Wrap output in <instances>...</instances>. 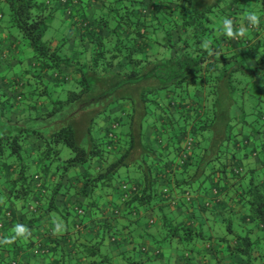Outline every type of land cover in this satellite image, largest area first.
I'll list each match as a JSON object with an SVG mask.
<instances>
[{
	"label": "trees",
	"instance_id": "1",
	"mask_svg": "<svg viewBox=\"0 0 264 264\" xmlns=\"http://www.w3.org/2000/svg\"><path fill=\"white\" fill-rule=\"evenodd\" d=\"M77 2L73 9L68 0H0V28L14 38L13 58H22L0 74V232L20 223L29 232L41 213L58 211L56 198L75 175L82 186L74 233L80 237L89 210L84 230L95 243L62 237L50 248L33 246L26 233L27 241L16 237L19 249L28 242L36 256H58L54 264H70V252L109 264L105 241L121 245L126 235L97 218L98 192L107 195L121 170L135 169L139 182L126 195L124 216L173 200L161 197L166 173L182 194L210 186L218 198L232 188L240 218L224 207L211 222L216 240L241 264H264V182L241 164L250 157L264 168V37L252 36L264 31V0H100L94 16L85 10L98 0ZM249 13L260 17L254 28ZM240 22L243 34L235 31ZM10 58L0 57V68ZM162 211L163 241L210 240ZM9 251L0 245V264H18Z\"/></svg>",
	"mask_w": 264,
	"mask_h": 264
},
{
	"label": "crops",
	"instance_id": "2",
	"mask_svg": "<svg viewBox=\"0 0 264 264\" xmlns=\"http://www.w3.org/2000/svg\"><path fill=\"white\" fill-rule=\"evenodd\" d=\"M46 1L53 2L55 0ZM68 1L72 4L73 9L78 7V0ZM98 1V3L93 2L87 6L85 12L88 16H94L97 13L101 12L102 5H100V0ZM103 1L112 2V0ZM236 25L237 26L235 27V31L237 33H241L243 30L245 31L244 22H240ZM256 33L259 34L260 38L264 37V31L256 30L254 33H252V36H254ZM260 38L258 40H260ZM258 40L256 36V38H254L253 40V45L256 44ZM0 42V57L7 59L8 56H11L10 60H15L8 61V65L14 66L16 64V59L21 57L16 58L15 56V58H13L14 54L16 55V50H14L16 49V45H14V38L9 37L5 28H0ZM238 47L241 48L242 46L238 45ZM245 50L248 51L246 48L244 49V51ZM258 53L259 55L261 54L260 51ZM249 60L248 65L251 67L255 66L254 60L250 57ZM8 67L0 68V74L3 75V72H5ZM12 114H16V110L13 111ZM148 134L150 135V132H148ZM260 161L261 159H258L256 161L248 157L242 159L241 164L244 166V169L248 170L249 172L253 171L255 173H258L259 171V182L262 183L264 182L261 181L262 179H264V168L261 166ZM165 175L163 176V178H160L161 186L159 188L162 192V198H165L167 196L173 199L170 201V203H168L169 205L166 204V206L163 202H155L156 204L151 208H147V206H141L140 212H138L139 215H129V218L127 216H124V213L126 211L124 200L126 198V195L129 194L128 191L138 186L139 175L135 169L121 170L116 181L114 182L113 189L109 191L107 195L102 194L103 191L98 192L100 194V199H98V208L100 209V212L97 215V218L106 220L113 229L117 230L118 232L121 231L124 235H126V240L123 241L121 245H115L111 242L108 243L107 240L105 241L107 246L103 248L102 254L107 257L108 263L231 264L232 262H236L238 264H241V259L238 256H233L228 253L225 245L216 240L218 235L216 232V227L213 226V223H211L212 220H215L217 217L221 216L224 207H228L234 210L232 211V213H234L233 216L238 219L240 218L239 204L237 202H234L235 196L234 192H231L232 188H230L228 194L220 195L218 196V198H216L214 193L209 190L210 186H207L204 191L193 187V189L190 190L191 193L182 194L178 189L174 188L173 185L168 186V184L166 183L167 181H165L168 175L167 173ZM214 176H217V174L215 173ZM50 180L54 181L55 178ZM46 181H48V179ZM65 184H69L70 189L68 190V193L66 195L57 196L56 206L58 207V211L55 210L48 213H41L39 215L40 219L36 222L35 226H31L30 230L28 229L29 232H27V235L30 236L28 242L32 239L34 241L33 246L41 244L45 247L50 248V245H52L51 240L55 239L59 241L62 237H70L72 241H77V243H75L76 246L79 243H95L93 240V235L90 234V231L84 230L85 225H92L90 221H92L94 216H91L89 210L86 211L84 217L81 218L83 229L81 230L80 237H77L74 233L76 232L74 230V226L80 221V219L79 217H76L72 208L77 205L76 201L78 196L76 193L80 191V188L82 186L81 183L74 175L71 176L69 181L65 182ZM222 185L224 186L223 183ZM80 200L83 201L82 199ZM45 204H43V206H45ZM204 204H207V206H209L208 212H202L201 208ZM32 208L33 206H30L28 210L31 213ZM161 208L165 212L168 211L166 213H168L170 219L172 221H175V223L177 222L178 224H180L181 222H189V225L193 226L194 228L193 234L197 230H202L205 235L210 237V240L201 241L196 236L191 240H184L183 242L176 240V238L172 239L171 242L163 241L166 232L161 225V212H163ZM14 210L15 216L17 218L21 217L24 212L19 208H16ZM36 216L37 215H35L34 217ZM25 218L26 217L19 219L20 221H22ZM190 218H193V221ZM190 220L193 222V224H191L192 222L190 223ZM18 225H21V223ZM221 229L223 228L221 227ZM15 230L16 229H14L13 232L9 234L8 232H0V236L2 235L0 237V245L9 247V256H16L15 261L18 264L55 263L54 259H57L58 256H52V254L51 256L45 257L36 256L34 255V252H32L33 246L28 247V242L25 247H21L19 249L20 243L18 242V238L16 239L18 235ZM221 235L223 234L220 233V236ZM21 239L23 241H27L26 234ZM14 243L18 246L16 254L14 253L15 251H12L13 249H15L12 247ZM142 247H144V251H142ZM67 258L70 264H89L88 259H86L83 255H80V253L70 252Z\"/></svg>",
	"mask_w": 264,
	"mask_h": 264
},
{
	"label": "clouds",
	"instance_id": "3",
	"mask_svg": "<svg viewBox=\"0 0 264 264\" xmlns=\"http://www.w3.org/2000/svg\"><path fill=\"white\" fill-rule=\"evenodd\" d=\"M245 19L248 23V26L252 28L256 27L260 22V17L256 13L247 14ZM223 25H224L225 34L229 37H232L234 35L233 29H232V20L228 18H224ZM15 231L18 236H24L27 233V229L23 225H17Z\"/></svg>",
	"mask_w": 264,
	"mask_h": 264
},
{
	"label": "rangeland",
	"instance_id": "4",
	"mask_svg": "<svg viewBox=\"0 0 264 264\" xmlns=\"http://www.w3.org/2000/svg\"><path fill=\"white\" fill-rule=\"evenodd\" d=\"M2 8H3V11L4 12H6L7 11V7L5 6V5H2ZM9 66V65H8ZM7 66V67H8ZM6 68V67H5ZM223 97V96H222ZM236 97H238L237 95H236ZM221 108L222 109H224V110H226L225 108H228V102L227 101H225V102H223V106H221Z\"/></svg>",
	"mask_w": 264,
	"mask_h": 264
},
{
	"label": "built area",
	"instance_id": "5",
	"mask_svg": "<svg viewBox=\"0 0 264 264\" xmlns=\"http://www.w3.org/2000/svg\"><path fill=\"white\" fill-rule=\"evenodd\" d=\"M185 146H186V149H189V148H190V146H191V140H188V141L186 142ZM77 213H78V214H81V213H82V211H80V210H77Z\"/></svg>",
	"mask_w": 264,
	"mask_h": 264
}]
</instances>
